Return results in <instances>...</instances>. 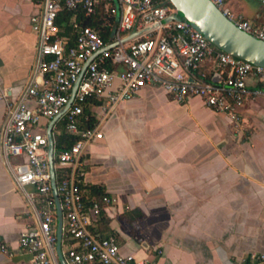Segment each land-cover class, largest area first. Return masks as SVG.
I'll use <instances>...</instances> for the list:
<instances>
[{
	"label": "crops",
	"instance_id": "1",
	"mask_svg": "<svg viewBox=\"0 0 264 264\" xmlns=\"http://www.w3.org/2000/svg\"><path fill=\"white\" fill-rule=\"evenodd\" d=\"M226 1L235 16L264 26V0ZM41 13L40 0H0V264H31L19 241L36 225V190L17 187L11 169L26 160L5 156L2 135L7 105L36 66L32 19ZM248 89L239 124L200 98L179 103L158 87L110 112L92 104L103 138L85 149L84 184L105 195L92 232L116 237L124 256L146 264H264V88L252 78ZM71 244L63 235L64 260Z\"/></svg>",
	"mask_w": 264,
	"mask_h": 264
},
{
	"label": "built area",
	"instance_id": "2",
	"mask_svg": "<svg viewBox=\"0 0 264 264\" xmlns=\"http://www.w3.org/2000/svg\"><path fill=\"white\" fill-rule=\"evenodd\" d=\"M40 1L42 13L32 19L39 39L36 66L25 93L7 105L2 135L5 156L26 160L11 169L17 187L23 192L27 187L36 190L30 196L36 225L21 233L20 247L31 256V264H60L49 139L42 125L66 109L75 84L92 60L63 117L66 132L78 141L72 149L55 153L63 235L72 243L65 260L67 264H146L124 256L116 237L102 238L92 232L102 215V201L90 199L84 190L82 160L87 145L103 135L96 127L86 126L90 118L85 106L97 101L110 112L143 89L158 87L179 103L200 98L208 108L239 124V109L250 94L248 82L254 78L264 88V68L223 52L185 19L175 21L178 12L168 0H117L119 21L115 0ZM209 1L240 30L264 42V26H254L226 10V0ZM63 10L82 11L86 17L103 14L104 27L113 26L114 20L110 41L100 30L81 26L77 17L71 21L75 38L61 36L57 21ZM139 31L146 32L105 52Z\"/></svg>",
	"mask_w": 264,
	"mask_h": 264
},
{
	"label": "water",
	"instance_id": "3",
	"mask_svg": "<svg viewBox=\"0 0 264 264\" xmlns=\"http://www.w3.org/2000/svg\"><path fill=\"white\" fill-rule=\"evenodd\" d=\"M177 10L178 14L174 17L175 21L185 19L192 27L200 32L213 45L223 52L234 56L238 59L249 62L255 66L264 68V42L260 41L247 33L240 30L233 22H231L221 10H219L209 0H168ZM146 31L134 32L124 38L121 43H114L105 49L111 51L120 44H127L138 37L145 34ZM102 51L101 53H103ZM99 53L98 55H100ZM92 61V60H91ZM90 61V62H91ZM89 63L86 64L83 73L72 92V97L69 105L61 115L53 119L48 127L47 135L49 139L48 160L50 165L51 184L53 188V197L57 208L58 217V253L62 264H66L62 255L63 241V210L58 192V182L56 175L55 162V140L54 129L56 125L63 119L74 103L80 83L88 69Z\"/></svg>",
	"mask_w": 264,
	"mask_h": 264
},
{
	"label": "trees",
	"instance_id": "4",
	"mask_svg": "<svg viewBox=\"0 0 264 264\" xmlns=\"http://www.w3.org/2000/svg\"><path fill=\"white\" fill-rule=\"evenodd\" d=\"M74 17H77L81 26H91L93 28H96L100 30L101 36L106 40L110 41L111 35L114 32L115 29V22L114 20H111V23L113 26L110 27H104L103 23L101 21V18L104 17L103 14H99L96 17H86L84 15V12L82 11H67L63 10L58 18L57 25L60 29L61 36L70 37L72 39L75 38L76 31L71 26V21ZM95 102L85 106V114L90 118L89 123L86 125L87 127H94L96 125V121L94 119V116L91 112V106ZM58 129L61 132V134L55 135V145L58 152H64L72 149V147L75 145V143L78 141V138L70 135L65 130V121H61L58 124ZM57 179L60 181V172L57 171ZM84 190L87 191L89 194L90 199H97L101 200L104 198V193L102 192L100 187H91V186H84ZM101 217L99 218L98 222H101ZM97 222V223H98Z\"/></svg>",
	"mask_w": 264,
	"mask_h": 264
},
{
	"label": "rangeland",
	"instance_id": "5",
	"mask_svg": "<svg viewBox=\"0 0 264 264\" xmlns=\"http://www.w3.org/2000/svg\"><path fill=\"white\" fill-rule=\"evenodd\" d=\"M115 5H116V9H117V15H116V18L117 20L119 21L120 20V9L118 7V1L115 0Z\"/></svg>",
	"mask_w": 264,
	"mask_h": 264
}]
</instances>
